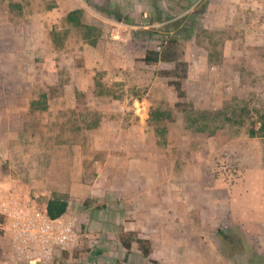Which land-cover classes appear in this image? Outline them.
I'll return each mask as SVG.
<instances>
[{
  "label": "crops",
  "instance_id": "crops-1",
  "mask_svg": "<svg viewBox=\"0 0 264 264\" xmlns=\"http://www.w3.org/2000/svg\"><path fill=\"white\" fill-rule=\"evenodd\" d=\"M128 1L131 7L117 0L110 3L128 14L119 15L121 21L105 12L111 10H102L101 14L95 12L96 19L89 15L87 22H79L82 15L75 12L84 4L78 0H56L57 8L51 14L57 18L38 0H0V69H14L16 74L22 69L31 85L44 72L50 74L49 69H63L78 90L87 89V84L92 87L95 69L106 72L112 82L136 88L111 96L113 103L107 109L103 106L107 96L88 93L102 115L98 124L87 123L86 110L78 106L80 99L74 91L56 94L52 97L55 102H50L48 93H0V197L17 194L28 201L24 195L28 189L37 192L47 181L56 192L67 195V209L60 217L78 220L84 229L79 244H93L89 253L94 257L85 254L80 262L56 251L53 264H117L124 260L136 264L140 259L153 264L150 260L158 263L170 258L168 249L180 242L207 244L206 258L218 261L221 251L215 243L220 244L218 231L229 236L231 231L222 229L227 224L237 226L245 236H258L261 232L254 228L264 226V210L260 209L261 214L253 207L264 201V137L230 134L224 126L201 131L198 127L203 123L198 127L190 124L182 109H169V114L157 111V104L172 96L174 88L167 82L172 78L158 73L173 70L177 61L187 64L182 89L184 99L195 108L222 105L226 97L214 81L223 76L217 73L218 77L208 79L203 73L210 66L207 50L202 53L196 46L182 59L159 54L161 60L150 64L158 65L159 72L143 78L139 64H145L146 51L140 61L135 59V47L141 43L137 32L141 4L140 0ZM197 13L200 25L216 35L221 67L235 69L242 61L247 68L263 72L264 0H207ZM61 22L68 31L55 39ZM109 24L113 25L111 34ZM247 76L253 77L246 73L245 79ZM260 77L264 83L263 75ZM141 86L148 88L147 99L138 93ZM42 96L46 104L39 107ZM89 110L90 114L94 109ZM76 131L84 132L86 139L74 138ZM45 132L59 134L48 140L41 134ZM65 132L69 135L61 137ZM229 159L235 168L224 165ZM85 200H89L87 208L82 206ZM73 201L80 203L76 217L77 208L72 212L70 207ZM118 227L150 242L148 259L134 246V240L126 254L115 233ZM198 227L211 237L194 238ZM10 252V236L0 231V264H12ZM256 259L264 264V252L257 253Z\"/></svg>",
  "mask_w": 264,
  "mask_h": 264
},
{
  "label": "rangeland",
  "instance_id": "rangeland-1",
  "mask_svg": "<svg viewBox=\"0 0 264 264\" xmlns=\"http://www.w3.org/2000/svg\"><path fill=\"white\" fill-rule=\"evenodd\" d=\"M112 0H78L79 3H83V8L78 11V15H82L81 18L78 17L77 20L80 22L88 21V17L90 15L91 18L96 19L95 12L100 13L102 10H111L116 12L118 15H122L123 17H127L126 11H123L120 7L111 6ZM119 3L127 2L131 7V4L128 0H117ZM159 3V8H155L152 6L155 2ZM207 0H140L141 7L140 11V21L138 22L137 32L139 33V37L141 38V43L139 47H135L137 49L136 61H140V57L147 50H153L158 52L160 56H169L171 58L182 59L187 50L195 49L198 46L202 53L207 54L209 57L208 64L210 66L207 67L206 70H203V73H207L208 79L212 78V75L217 73L225 79H221L218 83L217 80L214 82L217 83L219 90L226 97L222 101V105L218 109H207L203 108H195L196 106L185 100L184 98L177 99L178 96L175 89L172 87V96H166L167 100L162 99L160 104H157V111H164V113H170L169 109H182L185 112L186 120L193 123L196 127H198V123H203V118H209V120H213V117L220 126L227 127L229 129L230 134H248L250 131H255V137H259L261 132L258 131L260 117L264 115V83H262V79L260 76L263 75L264 78V70L260 69H250L243 65V62L240 61L237 63V67L234 69L232 67H221L220 64L222 62V53L218 50V42L216 39V35L212 34L208 31L207 28H204L200 25L201 20L198 22V13L199 9H202L204 5H206ZM38 3L42 5V3L47 8V12L53 13V10L57 8L56 0H38ZM111 6V8H110ZM122 11V12H121ZM190 11V12H188ZM188 12V13H187ZM191 13V14H189ZM52 15V14H51ZM58 15V14H57ZM53 18H57L58 16L52 15ZM87 17V18H86ZM197 19V20H196ZM95 21V20H94ZM62 25V22H61ZM112 24H109V34L112 33ZM64 25H62L61 29L58 32H55L56 35L60 38V35L63 32L68 31L65 29ZM243 31V30H242ZM155 33V36L152 34ZM244 30V34H245ZM148 36L153 39H149ZM245 37V35H244ZM111 38V35H109ZM156 38V40L154 39ZM61 39V38H60ZM247 42V39H244ZM157 46H160V50H157ZM82 55V54H81ZM82 61V60H81ZM80 61V62H81ZM82 67V64H79ZM50 74L47 75L44 72V75H39L34 84H30L27 76H23V70L20 69L19 72L21 74H16L14 69H0V93H4L6 91H16L23 90L27 92H32L34 94L42 95L43 93H48L50 97V102H55L52 97H54L58 93H63L67 91H74L78 95L79 107L81 109H85L86 119L89 120L87 123L95 122L98 124L99 120H101L102 115L99 113L96 99H88L86 96L88 93H98L107 96L105 100H103V106L107 108L110 107L113 101L110 99L111 96H118L122 91L135 92V89L131 87H126V85L121 84L120 82H112L111 80L106 78V72L93 71V84H87L85 90H78L73 82L69 81L68 74L64 73L63 69L53 70L49 69ZM139 71L143 78L147 76H152L153 73L159 72L158 65H145L139 64ZM34 73V72H33ZM249 74L253 77H246L245 75ZM218 77V74H217ZM240 78V79H238ZM172 79H168L167 82H170ZM41 81H43V85H41ZM223 82V83H222ZM166 84V83H165ZM183 84V83H182ZM168 86V85H167ZM184 89V85H182ZM148 91L147 87L141 86L138 89V93L142 95L145 99L148 97L145 95ZM152 92H150V96ZM171 97V98H170ZM176 97V100H175ZM179 98V97H178ZM173 99V100H172ZM182 99V100H181ZM38 106L44 107L46 104V98L42 96L38 100ZM100 101V100H98ZM14 102V101H13ZM17 103L19 101H16ZM145 102V101H144ZM163 102V103H162ZM210 102V101H209ZM212 103V100H211ZM43 105V106H42ZM6 106V105H4ZM146 107V103L144 104ZM211 106V105H210ZM92 108L94 110L89 114V109ZM151 112V111H150ZM67 119L69 118L68 113L65 116ZM79 117V116H78ZM168 117V116H167ZM51 118V117H49ZM46 116V119H49ZM81 118V117H79ZM76 119V117L74 118ZM169 119V118H167ZM21 134V133H18ZM45 135V138L49 140V138L54 137V135H58L59 133L53 132H45L41 133ZM68 136L69 133H61L62 135ZM73 137L78 140H85V133H81L80 131H76L72 133ZM47 142V140H46ZM18 160V164H20V160ZM226 161V160H225ZM6 163L8 166L9 160L6 159ZM233 160L229 159L226 161L224 165L231 167L233 165ZM47 166V165H46ZM22 170L18 171V174H21ZM17 175V173H16ZM53 182V180H52ZM47 185L40 188V190L28 189L24 195L25 197L33 201L35 200L37 204L43 205L47 204L50 199H61L67 202V195L64 193H59L55 191V187L51 184V181H47ZM76 201L70 203V207L72 212L75 210L74 217L79 214V205ZM68 205V204H67ZM253 207L258 209L259 213L263 214L260 209L264 210V201L253 204ZM253 209V208H252ZM251 209V212H252ZM75 227L80 232L84 231V229L78 225V220L74 221ZM259 226V225H258ZM225 232H230L229 236L233 238V246L230 249H225L224 241L221 237L220 244L217 243V238L214 237L216 243V247L221 251V259L218 261L207 259L208 254H205V246L207 244L193 243L191 246L184 245L182 242L178 244H174L170 249H168V255L170 258L161 259L158 264H261L262 262L257 261L256 254L264 252V226H259V228H254V231H260L261 233L258 236H251L248 234L244 235L239 228L235 225L230 226L227 224ZM204 228L198 227L194 232L196 237L194 238H210L208 234H203ZM117 229H115V233ZM206 231V230H205ZM225 234V233H224ZM192 237V236H191ZM253 241V242H252ZM255 243V244H254ZM134 246L137 247L134 243ZM93 247V244H90V247H87L85 244H78L77 248L73 250L71 253L72 258L83 261V255L88 254L90 257H94L89 253L90 248ZM188 249H191L192 252H187ZM238 252L237 254H235ZM240 253V254H239ZM235 254V255H234ZM232 255V257H231ZM195 256V258H194ZM197 256V258H196ZM251 262V263H250ZM253 262V263H252ZM117 264H128L127 260H124L120 263L116 261ZM264 263V262H263ZM136 264H149L148 261L143 263L140 259V263Z\"/></svg>",
  "mask_w": 264,
  "mask_h": 264
},
{
  "label": "built area",
  "instance_id": "built-area-1",
  "mask_svg": "<svg viewBox=\"0 0 264 264\" xmlns=\"http://www.w3.org/2000/svg\"><path fill=\"white\" fill-rule=\"evenodd\" d=\"M0 219V231L10 236L9 261L12 264L32 260L53 264L55 252L71 253L77 248L81 234L73 220L62 217L53 219L48 215L46 204L26 201L17 194L0 197Z\"/></svg>",
  "mask_w": 264,
  "mask_h": 264
},
{
  "label": "trees",
  "instance_id": "trees-1",
  "mask_svg": "<svg viewBox=\"0 0 264 264\" xmlns=\"http://www.w3.org/2000/svg\"><path fill=\"white\" fill-rule=\"evenodd\" d=\"M153 6H156L155 3L153 4ZM105 12L108 15L115 17L116 20H118V21L122 20V17L119 16L114 11H105ZM75 13H78V11H76ZM159 60H161V57H159V54L153 50H147L146 54L143 58V62L147 65L156 64L159 62ZM158 74L160 76H163L166 78H172V81H170L169 84L174 86L175 91L177 93V96L179 98L185 97V93L182 89V81H181L182 79L186 78V76H187V64L185 62L177 61L176 66L173 70H162ZM212 119H214V121L209 120V118L204 117L203 118V120H204L203 124L198 128L201 131H205V130H210V132H212V130L214 131L220 125L218 124L217 120H215L214 117ZM212 125H215V126H212ZM258 131L261 132V135H259V137H264V115H262L260 117V123H259ZM249 135L253 137L256 135V132L250 131ZM82 206L84 208H87L89 206V200H85L83 202ZM66 209H67V202L64 200L54 198V199H50L47 202L48 215L53 219L59 218L60 216H62L66 212ZM116 229H117L116 232H117L118 240H119L121 246L126 251V254H129V252L131 251L132 240H134L137 244V248L140 251L141 255L144 258H147V259L149 258L151 251H152V248H151V244L148 240L137 237V235L135 233L124 232L122 227H118ZM218 234L224 241L225 249L226 250L230 249L234 243L233 238L224 234L222 231H218ZM132 238H134V239H132ZM237 253L238 252H236L235 254H237ZM231 257H232V255H231ZM257 261H260V260L257 259ZM150 262L153 264H158L156 261H153V260H150Z\"/></svg>",
  "mask_w": 264,
  "mask_h": 264
}]
</instances>
